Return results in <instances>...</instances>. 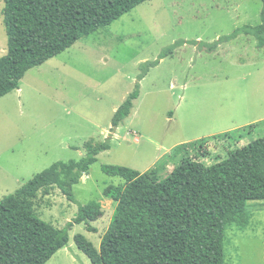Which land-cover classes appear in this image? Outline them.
Returning a JSON list of instances; mask_svg holds the SVG:
<instances>
[{"label": "rangeland", "instance_id": "1", "mask_svg": "<svg viewBox=\"0 0 264 264\" xmlns=\"http://www.w3.org/2000/svg\"><path fill=\"white\" fill-rule=\"evenodd\" d=\"M3 6L0 0V56L7 52ZM260 9L261 0H146L29 69L19 89L0 97V200L20 195L56 228L77 214L79 204L102 205V216L90 222L96 231L74 224L68 245L45 264H92L73 236L83 234L98 247L110 223L115 204L103 190L123 179L108 175L105 165L155 169L165 177L182 157L209 166L264 136V46L239 34L214 51L200 47L257 25ZM180 39L190 43L150 68L129 116L111 131L139 65ZM109 135L110 149L72 186L75 200L38 176L57 161L83 157L86 143ZM263 205L249 201L248 224L226 227L225 264H264Z\"/></svg>", "mask_w": 264, "mask_h": 264}, {"label": "trees", "instance_id": "2", "mask_svg": "<svg viewBox=\"0 0 264 264\" xmlns=\"http://www.w3.org/2000/svg\"><path fill=\"white\" fill-rule=\"evenodd\" d=\"M146 0H4L2 23L7 52L0 56V97L20 88L31 68L44 63L78 39L110 25ZM257 25H244L200 47L211 52L239 34L251 35L264 46V0ZM189 41L176 40L155 60L139 65L134 89L115 109L113 131L129 116L139 96L140 80L161 59ZM110 135L85 144L79 159L57 161L38 176L55 184L70 200L72 186L88 173L97 155L110 149ZM104 171L123 183L108 185L103 196L115 204L110 223L96 247L83 234L73 236L77 248L92 264H225L227 226L248 224L249 201H264V136L227 151L212 165L182 157L165 177L155 169L139 172L121 165ZM40 183V180H35ZM103 214L100 202L79 204L77 214L62 228L39 218L20 195L0 200V264H45L68 245L74 224H90Z\"/></svg>", "mask_w": 264, "mask_h": 264}, {"label": "crops", "instance_id": "3", "mask_svg": "<svg viewBox=\"0 0 264 264\" xmlns=\"http://www.w3.org/2000/svg\"><path fill=\"white\" fill-rule=\"evenodd\" d=\"M263 202H264V201H263ZM101 206H102V205H101ZM257 206H258V205H257ZM257 206H254V208H256ZM263 207H264V205H263ZM64 248H65V247H64ZM64 248H61V249H59L58 251H61V250H63ZM58 251H57V252H58ZM57 252H56V253H57Z\"/></svg>", "mask_w": 264, "mask_h": 264}]
</instances>
